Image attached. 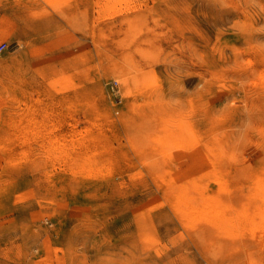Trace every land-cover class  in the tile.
I'll use <instances>...</instances> for the list:
<instances>
[{"label": "rangeland", "instance_id": "374dc122", "mask_svg": "<svg viewBox=\"0 0 264 264\" xmlns=\"http://www.w3.org/2000/svg\"><path fill=\"white\" fill-rule=\"evenodd\" d=\"M0 264H264V0H0Z\"/></svg>", "mask_w": 264, "mask_h": 264}, {"label": "built area", "instance_id": "2783aa9c", "mask_svg": "<svg viewBox=\"0 0 264 264\" xmlns=\"http://www.w3.org/2000/svg\"><path fill=\"white\" fill-rule=\"evenodd\" d=\"M4 47V43L0 45V48H3Z\"/></svg>", "mask_w": 264, "mask_h": 264}]
</instances>
